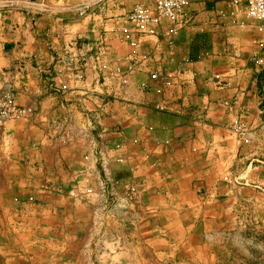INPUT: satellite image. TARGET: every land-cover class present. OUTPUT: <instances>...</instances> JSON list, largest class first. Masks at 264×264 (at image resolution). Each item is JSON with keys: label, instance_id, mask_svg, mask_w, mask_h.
<instances>
[{"label": "crops", "instance_id": "obj_1", "mask_svg": "<svg viewBox=\"0 0 264 264\" xmlns=\"http://www.w3.org/2000/svg\"><path fill=\"white\" fill-rule=\"evenodd\" d=\"M5 94L34 115L0 120V264H258L235 235L264 126L247 0H0Z\"/></svg>", "mask_w": 264, "mask_h": 264}, {"label": "rangeland", "instance_id": "obj_2", "mask_svg": "<svg viewBox=\"0 0 264 264\" xmlns=\"http://www.w3.org/2000/svg\"><path fill=\"white\" fill-rule=\"evenodd\" d=\"M7 95L8 94L4 95V99H2L0 103V108L8 111L10 107L12 112H9L11 115L7 117L0 116L1 121L28 118L34 115V110L32 108L33 113L27 115V117L15 115L13 112V105H9L8 108H6L3 104L5 102V104H7V101L11 100L9 98L5 99ZM246 141V148H243V154L249 159L248 161L254 160L252 171L256 173L257 177L256 180L252 181V186H255L252 190L256 191L257 195H255L254 198L252 197V205L246 204L247 206H242L240 212L238 211L235 213L238 221V224L235 227V235L244 238L252 237L258 239L261 246H253L252 251L258 256V264H264V259H261V257L264 256V126H259L256 131L250 133L249 137L246 138ZM242 168L245 170L244 165H242ZM242 197L244 199V196ZM246 246V244L241 245L242 250H245Z\"/></svg>", "mask_w": 264, "mask_h": 264}, {"label": "bare ground", "instance_id": "obj_3", "mask_svg": "<svg viewBox=\"0 0 264 264\" xmlns=\"http://www.w3.org/2000/svg\"><path fill=\"white\" fill-rule=\"evenodd\" d=\"M157 12L166 19H175L188 4V0H153ZM247 13L250 19L255 22L264 23V0H247ZM31 108L20 110L22 116L31 115Z\"/></svg>", "mask_w": 264, "mask_h": 264}]
</instances>
